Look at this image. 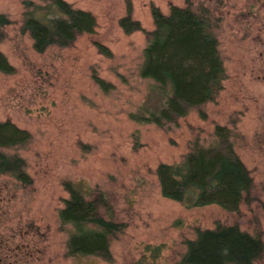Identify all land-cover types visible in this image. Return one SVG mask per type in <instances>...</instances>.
<instances>
[{"label": "rangeland", "instance_id": "rangeland-1", "mask_svg": "<svg viewBox=\"0 0 264 264\" xmlns=\"http://www.w3.org/2000/svg\"><path fill=\"white\" fill-rule=\"evenodd\" d=\"M91 13L96 28L66 49L37 54L22 33L23 7L0 0L11 24L0 53L14 69L0 73V121L31 135L16 151L32 180L22 186L0 176V264H180L198 229L237 224L264 242V0H64ZM202 4L220 20L216 31L225 69L214 103L162 128L138 123L132 114L157 111L162 97L139 69L145 33L154 29L150 6L168 15L170 6ZM131 7L141 32L125 34L118 21ZM100 44L110 52H98ZM105 84L100 87L96 80ZM230 130L234 151L253 179L249 204L239 215L216 205L192 206L164 198L155 171L176 165L194 143L215 145V128ZM70 182L86 193L99 189L126 225L110 242L111 262L68 256L72 227L58 214ZM258 264H264V258Z\"/></svg>", "mask_w": 264, "mask_h": 264}, {"label": "trees", "instance_id": "trees-1", "mask_svg": "<svg viewBox=\"0 0 264 264\" xmlns=\"http://www.w3.org/2000/svg\"><path fill=\"white\" fill-rule=\"evenodd\" d=\"M23 7L21 32L32 40L37 54L49 48L66 49L77 37L91 35L96 28L95 17L74 9L64 0H18ZM179 8L170 6L163 15L153 5L150 15L154 29L145 33L139 76L153 82L152 88L163 99L157 111L146 109L132 114L138 123L162 128L174 124L191 111L200 112L207 103H214L223 90L225 69L218 50L216 31L221 22L202 4L191 3ZM9 18L0 14V43L6 39L4 28ZM125 34L141 32L139 22L131 19V7L118 21ZM98 52H110L96 44ZM14 69L0 53V73L10 75ZM103 88L105 84L96 80ZM216 143L203 147L194 143L176 165L160 164L155 175L161 195L169 200L192 206L216 205L228 214L239 215L241 204L253 201V179L234 151L230 130L215 128ZM31 135L9 120L0 121V176H10L22 186L32 180L26 172L24 159L16 151L25 149ZM68 194L58 218L62 225L72 227L66 243L68 256H93L111 262L110 242L125 229L115 220L111 202L99 189L84 193L70 182L62 184ZM264 258V242L256 234L241 231L237 224L218 225L214 229L195 232V239L186 243L180 264H258Z\"/></svg>", "mask_w": 264, "mask_h": 264}]
</instances>
